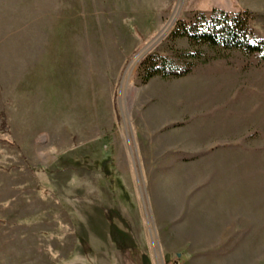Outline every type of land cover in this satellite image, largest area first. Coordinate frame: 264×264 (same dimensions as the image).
<instances>
[{"label":"rangeland","instance_id":"obj_1","mask_svg":"<svg viewBox=\"0 0 264 264\" xmlns=\"http://www.w3.org/2000/svg\"><path fill=\"white\" fill-rule=\"evenodd\" d=\"M214 10L264 39V0H0V264H264V55L174 36Z\"/></svg>","mask_w":264,"mask_h":264},{"label":"trees","instance_id":"obj_2","mask_svg":"<svg viewBox=\"0 0 264 264\" xmlns=\"http://www.w3.org/2000/svg\"><path fill=\"white\" fill-rule=\"evenodd\" d=\"M249 13L228 14L223 11L214 10L210 17L197 16L190 23L178 22L174 32L175 37L186 38L194 45H208L214 48L227 50H240L247 53H258L264 55V39H256L254 31L249 25ZM190 68L187 66H176L165 58L149 56L141 64L140 74L146 83L154 77L180 78L187 75ZM0 131H8L7 117L5 113L0 115ZM114 166L112 163V171ZM113 173L110 180L111 191L115 190ZM107 180H109L106 177ZM111 237L119 244L118 233L123 235L111 225Z\"/></svg>","mask_w":264,"mask_h":264},{"label":"crops","instance_id":"obj_3","mask_svg":"<svg viewBox=\"0 0 264 264\" xmlns=\"http://www.w3.org/2000/svg\"><path fill=\"white\" fill-rule=\"evenodd\" d=\"M33 219H38V218H36V217H32ZM32 218H29V221L31 222L32 221ZM29 222V223H30Z\"/></svg>","mask_w":264,"mask_h":264}]
</instances>
